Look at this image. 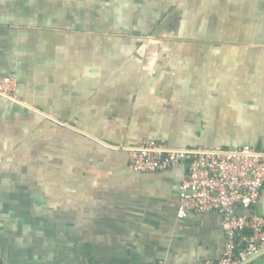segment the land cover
<instances>
[{"label":"crops","instance_id":"1","mask_svg":"<svg viewBox=\"0 0 264 264\" xmlns=\"http://www.w3.org/2000/svg\"><path fill=\"white\" fill-rule=\"evenodd\" d=\"M5 77L4 264L223 256L220 214L177 216L186 172L132 171L128 150L264 147V0H0Z\"/></svg>","mask_w":264,"mask_h":264},{"label":"built area","instance_id":"2","mask_svg":"<svg viewBox=\"0 0 264 264\" xmlns=\"http://www.w3.org/2000/svg\"><path fill=\"white\" fill-rule=\"evenodd\" d=\"M16 82L0 79V95L14 97ZM129 168L140 173L183 169L187 176L179 186L177 216L220 214L225 235L223 256L217 262L195 264H243L264 251V147L244 146L232 151L217 147L169 149L165 143L145 140L128 150ZM247 211L240 213L239 211Z\"/></svg>","mask_w":264,"mask_h":264},{"label":"rangeland","instance_id":"3","mask_svg":"<svg viewBox=\"0 0 264 264\" xmlns=\"http://www.w3.org/2000/svg\"><path fill=\"white\" fill-rule=\"evenodd\" d=\"M20 162L18 161V163L17 164H19ZM17 164H16V168H17ZM19 171V170H18Z\"/></svg>","mask_w":264,"mask_h":264},{"label":"trees","instance_id":"4","mask_svg":"<svg viewBox=\"0 0 264 264\" xmlns=\"http://www.w3.org/2000/svg\"><path fill=\"white\" fill-rule=\"evenodd\" d=\"M0 264H4V263L0 260Z\"/></svg>","mask_w":264,"mask_h":264}]
</instances>
